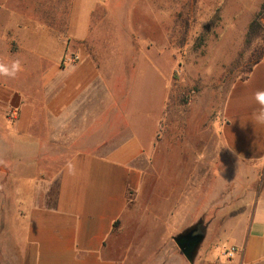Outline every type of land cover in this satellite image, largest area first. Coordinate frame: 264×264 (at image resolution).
Masks as SVG:
<instances>
[{
	"label": "crops",
	"instance_id": "1",
	"mask_svg": "<svg viewBox=\"0 0 264 264\" xmlns=\"http://www.w3.org/2000/svg\"><path fill=\"white\" fill-rule=\"evenodd\" d=\"M131 1L0 0V61L22 68L0 75V264H177L197 156L215 179L233 180L234 163L264 171V126L250 120L264 58L228 91L213 146L159 148L171 69L154 44L169 26L153 10L136 22ZM175 150L196 163L164 161L159 175L155 153ZM241 189L243 203L221 210L249 219L231 263L264 264V194L249 205Z\"/></svg>",
	"mask_w": 264,
	"mask_h": 264
},
{
	"label": "rangeland",
	"instance_id": "2",
	"mask_svg": "<svg viewBox=\"0 0 264 264\" xmlns=\"http://www.w3.org/2000/svg\"><path fill=\"white\" fill-rule=\"evenodd\" d=\"M131 2L134 12L132 17L136 22H145L146 12L149 18L150 11L153 10L152 22H163L162 24L169 26L168 43L154 44L155 48H160L159 51L164 56L163 62H169L171 69L157 146H180L197 150L213 146L216 141L215 132L219 130L216 124L220 125L221 111L228 91L236 81L246 77L256 62L264 58V39L255 34L247 35L249 24L255 19L264 0ZM147 20L149 22L150 18ZM213 122H216L215 126ZM161 152L155 153L154 160L159 175L162 173L161 165L164 161L177 163L183 158V163H196L194 151L185 155H178L177 150L167 155ZM197 157L202 166L200 171H195V165L187 172L192 182L186 189L192 192V199H187L183 205L182 213L185 216L180 219L178 226L185 232L201 223L205 229L204 238L191 261L178 256L176 263L230 264L236 259V240L242 237L249 219L236 218L237 213L231 214L233 218H224L221 216L225 213L221 210L231 206L236 208L243 203L246 197L239 195L242 191L241 185L247 186L250 200L248 204L252 205L256 192L264 194V171H253L234 163L237 169L232 172L233 180L225 177L215 179L211 170L204 167L209 163V156ZM218 157V166L226 165L230 168L231 162L227 160L228 156L224 152L220 151ZM232 187L234 196L230 197L226 193H230ZM144 190L143 183L139 210L145 209ZM166 190L159 182L157 195L161 198L162 191ZM169 190L172 191L173 188ZM196 191H200V194ZM171 243L175 244L173 241ZM231 248L235 249V253L228 257L226 252Z\"/></svg>",
	"mask_w": 264,
	"mask_h": 264
},
{
	"label": "water",
	"instance_id": "3",
	"mask_svg": "<svg viewBox=\"0 0 264 264\" xmlns=\"http://www.w3.org/2000/svg\"><path fill=\"white\" fill-rule=\"evenodd\" d=\"M204 232L205 229L202 224L198 223L173 239L179 251L187 260L191 261L193 259L198 246L203 241Z\"/></svg>",
	"mask_w": 264,
	"mask_h": 264
},
{
	"label": "clouds",
	"instance_id": "4",
	"mask_svg": "<svg viewBox=\"0 0 264 264\" xmlns=\"http://www.w3.org/2000/svg\"><path fill=\"white\" fill-rule=\"evenodd\" d=\"M21 70L22 68L19 61L12 62L10 66L0 61V75L15 77ZM253 100L259 105V108L252 113L250 120L253 124L264 126V90H257L253 94Z\"/></svg>",
	"mask_w": 264,
	"mask_h": 264
},
{
	"label": "trees",
	"instance_id": "5",
	"mask_svg": "<svg viewBox=\"0 0 264 264\" xmlns=\"http://www.w3.org/2000/svg\"><path fill=\"white\" fill-rule=\"evenodd\" d=\"M261 21H264V3L261 5L255 19L249 24L247 35L255 34L264 39V23ZM180 253L182 254V252Z\"/></svg>",
	"mask_w": 264,
	"mask_h": 264
},
{
	"label": "built area",
	"instance_id": "6",
	"mask_svg": "<svg viewBox=\"0 0 264 264\" xmlns=\"http://www.w3.org/2000/svg\"><path fill=\"white\" fill-rule=\"evenodd\" d=\"M66 61L70 62V63H76L79 61V58H78V56H71V57L67 58ZM234 253H235L234 248H231L230 250H228V252H226L228 257L232 256Z\"/></svg>",
	"mask_w": 264,
	"mask_h": 264
}]
</instances>
